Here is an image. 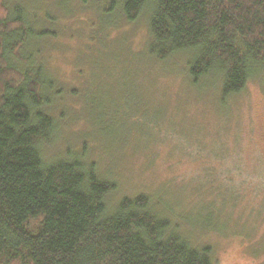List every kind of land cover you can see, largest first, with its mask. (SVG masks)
Wrapping results in <instances>:
<instances>
[{"label": "trees", "instance_id": "1", "mask_svg": "<svg viewBox=\"0 0 264 264\" xmlns=\"http://www.w3.org/2000/svg\"><path fill=\"white\" fill-rule=\"evenodd\" d=\"M7 1L0 0V264H215L214 246L188 240L154 211L147 193L124 195L110 208L119 188L101 177L95 161L81 162L83 144L64 160H44L42 148L55 142L64 116L45 110L61 96L50 68L61 49L30 50L56 35L29 25L26 9H9ZM107 1L113 13L118 3ZM121 10L130 22L149 10L152 38L144 53L157 61L181 56L185 82L202 100L218 88L216 104L228 107L251 80L264 79V0H123ZM86 46L91 54L94 45ZM221 178L197 186L198 198L207 197L200 223L211 234L212 214L220 215L216 200L237 207L242 190Z\"/></svg>", "mask_w": 264, "mask_h": 264}, {"label": "rangeland", "instance_id": "2", "mask_svg": "<svg viewBox=\"0 0 264 264\" xmlns=\"http://www.w3.org/2000/svg\"><path fill=\"white\" fill-rule=\"evenodd\" d=\"M114 1L113 13L106 0L6 2L9 9L23 6L35 29L55 33L30 50L61 49L50 68L61 96L68 94L45 108L64 116L56 121L55 142L42 148L44 160H64L83 144L81 162L95 161L101 177L119 188L108 198L110 208L124 195L145 192L154 211L179 225L188 240L214 246L215 264H264V213L258 214L264 208V79L251 80L228 107L216 104L218 88L202 100L185 82L181 56L157 61L144 53L152 38L149 10L130 22L123 0ZM78 90L81 100L72 97ZM221 172L242 190L237 207L216 200L220 215L212 214L217 227L211 234L199 219L207 214V197L196 192Z\"/></svg>", "mask_w": 264, "mask_h": 264}]
</instances>
